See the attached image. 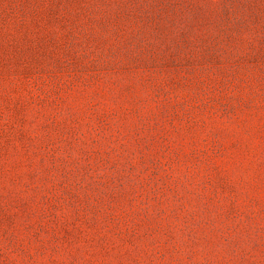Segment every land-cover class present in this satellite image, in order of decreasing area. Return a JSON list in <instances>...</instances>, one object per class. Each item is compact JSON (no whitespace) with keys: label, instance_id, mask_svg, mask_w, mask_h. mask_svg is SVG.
Instances as JSON below:
<instances>
[{"label":"clouds","instance_id":"1","mask_svg":"<svg viewBox=\"0 0 264 264\" xmlns=\"http://www.w3.org/2000/svg\"><path fill=\"white\" fill-rule=\"evenodd\" d=\"M0 264H264V0H0Z\"/></svg>","mask_w":264,"mask_h":264}]
</instances>
